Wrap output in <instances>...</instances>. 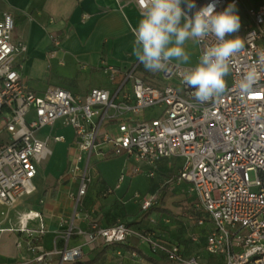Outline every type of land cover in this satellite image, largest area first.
I'll list each match as a JSON object with an SVG mask.
<instances>
[{"label": "built area", "instance_id": "obj_1", "mask_svg": "<svg viewBox=\"0 0 264 264\" xmlns=\"http://www.w3.org/2000/svg\"><path fill=\"white\" fill-rule=\"evenodd\" d=\"M141 10L139 0H119ZM242 0H194L196 5L182 10L193 16L201 7L215 3L216 12L228 5L235 8ZM247 20L231 37H239L244 48L230 63L225 77L227 90L213 101L200 103L182 79V73L196 65H181L171 61L159 71L166 82L154 86L136 75L138 62L121 68L102 60L100 68L110 77L111 87H94L86 94H74L68 89L49 85L36 91L23 74L21 56L28 46L14 39L15 18L4 12L0 19V203L13 207L36 190L34 182L41 163L53 154L50 142L66 141L63 134L44 132L47 127L66 126L72 129V156L65 181L76 184L69 191L75 202L74 214L82 204L91 185L94 165L100 159L126 157L155 165L162 159H180L176 179L189 184L196 196V218L200 226L210 224L204 237L192 233L194 243H202L210 255L201 251L187 255L181 242L164 239L157 233L135 229L125 221L113 226L93 222L89 229L72 223L66 230V244L46 252L41 245L35 264H51L52 256L60 263H74L89 252L103 246L125 243L137 238L149 245L153 253L162 254L168 264H264V0L245 5ZM205 43H215L213 37ZM54 57L62 49L61 37L52 35ZM200 56L203 45L198 44ZM255 67L260 79L250 95L241 98L236 85L243 75ZM159 108V116L145 117L149 108ZM118 130L119 134H114ZM141 172L128 163L117 187L129 176ZM255 173L251 178L250 173ZM174 178L170 177L169 181ZM108 189L107 192H111ZM142 211L158 204L157 195L134 194ZM27 215L20 226L28 231V222L40 219L39 232L46 226L42 216ZM169 221V219H166ZM73 234L80 237L71 247ZM31 245V243H29Z\"/></svg>", "mask_w": 264, "mask_h": 264}, {"label": "crops", "instance_id": "obj_2", "mask_svg": "<svg viewBox=\"0 0 264 264\" xmlns=\"http://www.w3.org/2000/svg\"><path fill=\"white\" fill-rule=\"evenodd\" d=\"M258 1L242 0L241 9L245 13V5ZM4 12H10L15 20L18 19L17 38L14 39L28 46L20 62L24 76L36 91L58 85L74 94L84 95L94 87H111L109 75L100 68L102 60L121 68H129L138 62L133 55L135 37L131 29L138 25L141 10L131 4L119 0H0V19ZM235 12L237 14L236 9ZM53 34L62 40V49L54 57L51 56ZM189 45L194 57L188 66L197 65L199 45L192 41ZM107 160L115 161V166L108 164L109 161H98L94 165L91 185L76 215L75 202L69 196V191H75L76 184L69 180L57 184L55 196L51 192L45 196V188L39 196H32L36 190L32 195L20 198L13 207L0 203V264H35L37 252L33 246L41 245L46 252L65 246L66 230L73 218L74 225L82 229H89L93 222L107 227L125 221L135 229L181 242L187 255L201 251L206 259L210 258L203 249V241L194 243L190 239L195 232L204 237L211 226L196 223V218L203 212L197 209V199L191 195L189 184L176 179L180 165L175 159H162L152 166L139 159L131 161L120 156ZM128 163L139 166L141 172L127 177L117 187ZM143 169L148 178L145 191L136 184L144 174ZM94 175L100 177L99 182L94 180ZM170 177L173 181H169ZM111 188V192H107ZM136 192L157 195V209L151 213L150 209L142 211L140 201L134 198ZM187 193L191 196L187 197ZM179 203L185 204L180 207V212L176 206ZM171 211L182 215H171ZM36 212L42 216L46 232H39L40 219L29 221V230L21 231L19 225L27 222L29 213L35 215ZM35 237L40 242L32 244ZM79 240L80 237L73 234L68 245L73 247ZM97 252L93 250L71 264H86ZM49 260L51 264L60 263V257L52 256ZM91 264H168V261L164 255L153 253L149 245L139 241V250L108 246L100 259Z\"/></svg>", "mask_w": 264, "mask_h": 264}, {"label": "clouds", "instance_id": "obj_3", "mask_svg": "<svg viewBox=\"0 0 264 264\" xmlns=\"http://www.w3.org/2000/svg\"><path fill=\"white\" fill-rule=\"evenodd\" d=\"M187 10L196 7L194 0H185ZM141 19L132 33L135 37L133 55L146 70L163 71L176 60L188 63L190 54L184 45L188 41L202 44L199 63L182 75L183 82L193 88L194 97L205 103L221 97L227 90L225 77L230 72L231 59L244 48V42L231 34L239 31L240 17L230 4L222 12H216L215 3H209L195 11L193 16L182 10L181 0H139ZM213 37L215 43H205ZM264 61V54L261 55ZM260 74L253 67L240 79L236 88L242 99L251 94Z\"/></svg>", "mask_w": 264, "mask_h": 264}, {"label": "rangeland", "instance_id": "obj_4", "mask_svg": "<svg viewBox=\"0 0 264 264\" xmlns=\"http://www.w3.org/2000/svg\"><path fill=\"white\" fill-rule=\"evenodd\" d=\"M235 9L237 10V15L240 17V27H241L242 23H244L247 20V14L244 13L240 5H238ZM16 30H17V26L15 25V29L13 32L14 37H16ZM184 47H185V50L190 54L189 62L184 64V63H179L176 60H172V61L175 63L181 64V65H189L193 62L194 53L192 51V48L189 45V41L186 42ZM136 75L142 77L143 79H145L146 81H148L150 84L154 86H164L166 84V82L161 78L159 71L152 72V71L146 70L144 66L139 62H138V66L136 69ZM160 112L161 110L158 107L149 108L145 111V117H148L151 115L159 116ZM44 132L53 134V135L55 132H57L58 134H63L66 137V141L59 142V143H55L53 141L50 142V147L53 150V154L50 155L47 159H45L40 165L39 173L34 179V182L37 187V191L34 195H32L33 197L39 196L42 192L41 190L45 188H51L55 184H59L63 182L62 180L64 179V175L67 173V170L69 168V163L72 158V156L70 155V152H71L70 142H71V137L73 133L70 127H66V126H57L54 128L47 127L46 129H44ZM113 132L114 134H119L118 130H114ZM104 161H109L108 164H112V165L115 163V161H111L107 159H100L99 163L100 162L102 163ZM175 162L178 165H181L182 161L180 159H175ZM143 171H144V174H142V176L140 177L141 180H139L136 184L143 191H145L148 188V178L146 176L147 175L146 169H143ZM250 175H251V178H255L254 172H251ZM94 180L99 182L100 177H97L96 175H94ZM73 190L76 191L77 186ZM163 195L164 193H162V196ZM188 195H190V193H187V197ZM191 195L195 198V195L193 193ZM183 205L185 204L179 203L176 205L179 208L178 209L179 212L181 211L180 207H182ZM179 212L171 211L169 214L182 215ZM19 226H21V224Z\"/></svg>", "mask_w": 264, "mask_h": 264}, {"label": "trees", "instance_id": "obj_5", "mask_svg": "<svg viewBox=\"0 0 264 264\" xmlns=\"http://www.w3.org/2000/svg\"><path fill=\"white\" fill-rule=\"evenodd\" d=\"M58 185H54L53 188H47L44 191V195L47 196L49 192H51V194L53 196H55L57 194V191H58ZM157 208L155 206H153L152 208H150L149 210V213L153 212L154 210H156ZM40 242V239L38 238H34L32 240V244H36V243H39ZM112 246L114 245H120V246H125L127 249H131V250H139V240L135 237H132V238H129L127 242L125 243H115V244H111ZM111 245H107V246H103V247H100L98 249H95V250H98L96 256L93 258V259H90L86 264H91L93 262H95L96 260H99L100 257L106 252L108 246H111Z\"/></svg>", "mask_w": 264, "mask_h": 264}, {"label": "water", "instance_id": "obj_6", "mask_svg": "<svg viewBox=\"0 0 264 264\" xmlns=\"http://www.w3.org/2000/svg\"><path fill=\"white\" fill-rule=\"evenodd\" d=\"M15 22L17 23L18 22V19H16Z\"/></svg>", "mask_w": 264, "mask_h": 264}]
</instances>
